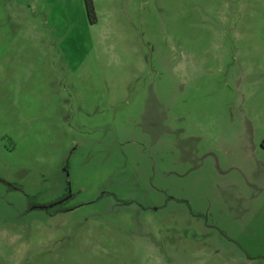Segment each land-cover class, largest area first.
I'll return each instance as SVG.
<instances>
[{"label":"rangeland","instance_id":"374dc122","mask_svg":"<svg viewBox=\"0 0 264 264\" xmlns=\"http://www.w3.org/2000/svg\"><path fill=\"white\" fill-rule=\"evenodd\" d=\"M92 4L0 0V264H264V0Z\"/></svg>","mask_w":264,"mask_h":264},{"label":"trees","instance_id":"16d2710c","mask_svg":"<svg viewBox=\"0 0 264 264\" xmlns=\"http://www.w3.org/2000/svg\"><path fill=\"white\" fill-rule=\"evenodd\" d=\"M84 6L86 9V14H87V18L88 21L90 23H94L96 22V19L94 18V11H93V4H92V0H84ZM14 188L15 189H19L21 190V186L20 185H16L14 184ZM69 194V193H68ZM68 194H64L60 197H58L57 199L47 202V203H36L33 202L29 208H40V209H44L47 211V213L49 214H55L57 212L63 211V210H67L69 207H66V201L69 200L71 198H69ZM32 198L27 195V201H31Z\"/></svg>","mask_w":264,"mask_h":264},{"label":"flooded vegetation","instance_id":"af4514ba","mask_svg":"<svg viewBox=\"0 0 264 264\" xmlns=\"http://www.w3.org/2000/svg\"><path fill=\"white\" fill-rule=\"evenodd\" d=\"M19 185V184H18ZM67 194V193H66ZM64 195V194H63ZM73 194L71 192H69L68 196L70 198V196H72Z\"/></svg>","mask_w":264,"mask_h":264}]
</instances>
